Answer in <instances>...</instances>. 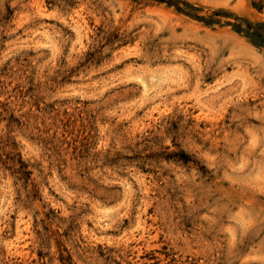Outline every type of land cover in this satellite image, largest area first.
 Returning <instances> with one entry per match:
<instances>
[{
	"label": "rangeland",
	"instance_id": "374dc122",
	"mask_svg": "<svg viewBox=\"0 0 264 264\" xmlns=\"http://www.w3.org/2000/svg\"><path fill=\"white\" fill-rule=\"evenodd\" d=\"M245 31L264 0H0V264H264Z\"/></svg>",
	"mask_w": 264,
	"mask_h": 264
},
{
	"label": "trees",
	"instance_id": "16d2710c",
	"mask_svg": "<svg viewBox=\"0 0 264 264\" xmlns=\"http://www.w3.org/2000/svg\"><path fill=\"white\" fill-rule=\"evenodd\" d=\"M236 28H237L238 30H240L239 27L236 26ZM245 33H246L247 36H249V37L251 38V40H252L255 44H257V45H261V44L264 43V42H263V41H264V37L259 36L260 34L257 33L256 31H253V32L245 31Z\"/></svg>",
	"mask_w": 264,
	"mask_h": 264
}]
</instances>
